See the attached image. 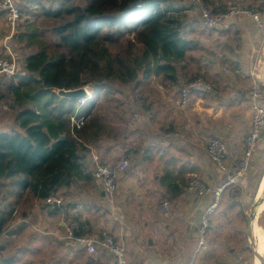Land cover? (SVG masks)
Masks as SVG:
<instances>
[{"label": "crops", "instance_id": "obj_1", "mask_svg": "<svg viewBox=\"0 0 264 264\" xmlns=\"http://www.w3.org/2000/svg\"><path fill=\"white\" fill-rule=\"evenodd\" d=\"M227 4L205 3L214 10ZM186 12L184 34L186 40L195 43L194 51L189 53L194 55L191 59L196 67L188 62L187 53L174 64L175 81L162 74L148 79L142 76L138 80L134 89L141 95L133 94L123 103L128 110L133 103L141 105L144 111L141 124H135L132 115L123 118L114 111V116L117 114L120 119L111 117L107 121L106 117L105 133L95 129L83 139L74 136L86 148L82 151L83 160L78 163L79 173L47 199L29 187H22L18 178L0 180L1 186L8 183L10 188L0 193V199L4 196L8 201L7 206L0 207V216L5 220L0 234V264H85L86 252L64 239L70 220L79 226L73 228L77 237L91 235L85 232L87 229L92 234L100 235L103 230L115 237L127 250V264H245L243 256L247 249L251 258L246 264H255L249 238L252 217L247 212L250 202L260 197V185L254 197L253 194L264 158V136L252 157L248 176L224 190L203 244L199 218L213 198L190 195L187 186L190 179L198 177L214 188L221 187L235 174L245 156L253 117L247 93L259 81L257 77L264 75V14L263 27L251 18L240 16L222 29L210 30L199 25L194 13ZM4 17L0 12V28ZM0 56L22 61L17 44L7 42L1 33ZM199 77L210 89L191 90L189 105L182 112L177 104L180 91ZM261 87L264 91L263 84ZM103 101L111 99L104 97ZM104 138L103 145L100 139ZM214 138L227 146L226 172L216 168L207 155L208 144ZM91 158L102 164L115 160L118 162L114 164H118L125 159L129 162L127 169L118 175L114 198L105 195L90 173ZM84 168L87 178L82 175ZM86 183L89 184L86 190L93 193V201L89 202L92 208L78 210L86 205L84 197L79 199L88 192L83 190ZM66 189L68 192H61L60 196V191ZM167 199L168 217L161 211V204ZM100 207L105 209L104 224L99 226L83 218V214L98 211ZM260 221L258 218L259 224ZM98 258L105 262L112 260L100 249Z\"/></svg>", "mask_w": 264, "mask_h": 264}, {"label": "trees", "instance_id": "obj_2", "mask_svg": "<svg viewBox=\"0 0 264 264\" xmlns=\"http://www.w3.org/2000/svg\"><path fill=\"white\" fill-rule=\"evenodd\" d=\"M42 10L54 22V48L35 24L26 23L16 40L37 52L19 60L18 73H23L16 75V84L0 85V100L11 101L15 127L0 132V180L21 178L22 187L47 199L79 173L86 148L74 136L105 131L99 101L91 99L79 108L77 99L57 92L92 85L97 94L108 95L115 83L135 87L139 74L144 79L162 74L173 82L174 64L195 43L185 39L187 9L170 0H62L55 9ZM82 117L84 125L71 129V119ZM263 176L264 158L253 197ZM4 223L0 216V233Z\"/></svg>", "mask_w": 264, "mask_h": 264}, {"label": "built area", "instance_id": "obj_3", "mask_svg": "<svg viewBox=\"0 0 264 264\" xmlns=\"http://www.w3.org/2000/svg\"><path fill=\"white\" fill-rule=\"evenodd\" d=\"M26 0H0V11L6 12V25L11 31V36L18 28L19 21L22 16L21 2ZM25 4V3H24ZM138 5V8H141ZM198 7L200 9V20L205 28L219 29L224 22L238 16L244 15L254 19L262 27L261 14L258 12H251L246 9L240 8L235 5L225 7L222 10H209L199 0H193L185 9H194ZM221 26V27H220ZM18 74V63L16 59H8L0 57V85L8 86L12 84ZM258 82L254 84L247 97L250 101V106L253 111V117L251 127L246 138V153L243 159L233 174L221 187L214 188L208 185L203 179L194 177L189 180L187 186V192L190 195L197 197L212 196L213 202L207 207L203 214L199 218V234L200 243L203 244L206 240L207 230L210 226V218L218 208L221 196L228 187L238 184L244 180L250 170H252V157L255 154L258 143L264 132V91L261 85L264 83L263 78H258ZM263 79V80H262ZM202 88L204 90L210 89V85L201 77L195 78L188 85L183 87L180 91L178 100V108L182 112L186 111L190 102V91L193 89ZM88 97V96H87ZM88 98L78 99L79 106H83ZM144 111L141 105L136 106L133 109L132 121L135 124H141L144 119ZM84 119H79L75 122L77 127L84 125ZM227 146L221 139H212L207 147V155L210 161L222 172H226L228 169L226 161ZM129 165V162L125 159L118 164H102L96 158L90 159V173L93 178L103 188L105 195L109 198H114L118 191V175L124 172ZM161 211L164 216L170 215V202L164 200L161 204ZM73 228L66 227L65 241L67 243H75L80 250L86 252L88 258L85 264H127L126 254L127 250L122 243L116 240L111 234L102 233L95 238H88L86 236H75ZM1 234V233H0ZM1 236V235H0ZM102 250L106 254L110 255L112 260L110 262L101 261L98 258V250Z\"/></svg>", "mask_w": 264, "mask_h": 264}, {"label": "rangeland", "instance_id": "obj_4", "mask_svg": "<svg viewBox=\"0 0 264 264\" xmlns=\"http://www.w3.org/2000/svg\"><path fill=\"white\" fill-rule=\"evenodd\" d=\"M76 3H82V0H74ZM172 2V4H174L175 6L177 7H181V8H184L185 6H188L192 3L193 0H170ZM200 3L204 4L206 3V1L209 3L211 1H214V2H219V4H222L223 5V2L224 3H229L226 5V7L228 6H231V5H235V6H238L240 8H243V9H246L248 11H251V12H258L261 14V20H262V15L264 14V0H199ZM31 2V3H30ZM62 0H26L24 2H21V12H22V16H21V19L19 21V25H18V28L15 30L14 34L11 36V31L9 30V28L7 27L6 25V21H5V17H4V22L1 23V28H0V33L2 34L3 38L6 39L7 42H14L15 44H17V47H18V51L19 53L21 54V59H22V62L24 61V57L28 56L29 54H31V52H37V50L33 47H30L29 45L27 44H19V41L16 40L17 36L19 35V33L25 31V25L26 23H33L37 26V28L39 29L38 32L43 35V37L45 38V42L52 48H54V39L52 38L51 36V29L52 27L54 26V22L51 20V19H48L46 17H44L41 13L43 12L42 9H55L56 8V5L61 3ZM25 3V5H24ZM27 5V6H26ZM241 5V6H240ZM44 6V7H43ZM206 7L204 8H209V10H211L213 12L214 8H211L209 5H205ZM225 8V7H224ZM223 8V9H224ZM219 10H222V9H219ZM187 11H189L188 13L194 15L195 17H193L194 19H196L197 22H199V25H202V22L200 20V9L198 7L194 8V9H188ZM194 13V14H193ZM240 16H244V15H238L226 22H224V24L228 23L229 21L237 18V17H240ZM244 17H248V16H244ZM248 18H251V17H248ZM253 21L254 19L251 18ZM224 24L222 25V27L224 26ZM221 27V26H220ZM219 28V29H222ZM262 27H263V23H262ZM207 29H210L211 28H207ZM13 39H15V41H13ZM264 46V45H263ZM262 48V46H261ZM260 48V49H261ZM191 51H194V49L190 50L189 52ZM263 53H264V47L262 49ZM188 52V53H189ZM196 54V53H194ZM188 55V62L191 64V66L193 67H196V62L194 60L191 59V56H194L192 55V53H189L187 54ZM260 57H262V54H261V51H260ZM0 57H3V56H0ZM6 58V57H4ZM17 60V63L19 64V58H15ZM194 62V63H193ZM19 67V65H18ZM23 68V67H21ZM23 73V69H20L19 70V74H22ZM139 79L142 78V74H139L138 75ZM15 84L17 83V78H15L14 80ZM264 82V81H263ZM86 90H87V93H88V97L86 98H91V99H96L97 101H99L103 108L101 109L102 111V116L104 118L103 120V124L106 126V122L107 121H110V118L111 117H117L118 119H120V116L116 114V116H114V111L118 112L123 118H126V117H129L133 114V109L136 108L137 104L136 103H133L132 105V109L129 108V110L124 106V103L123 101L126 103V100L128 99V97H133V94H136L135 96H138V95H141L140 91L139 90H136L134 89V85H121V84H118V83H115V84H112L111 85V90L108 95L105 93V91H99V93L97 94L96 91H94L93 89V86L92 85H87L84 87ZM138 92V93H137ZM58 93V92H57ZM97 96H95L96 94ZM104 97H107L109 100L111 99V101L109 102H106V101H103L104 100ZM113 99V100H112ZM10 100H0V132H11L14 127V114H13V111L10 109L9 107V104H10ZM123 103V104H122ZM78 105V103H77ZM79 106V105H78ZM124 106V108H123ZM131 110V111H130ZM123 114V115H122ZM106 117H107V121L106 120ZM74 121H76L75 119L73 121H71V125H73ZM120 121V120H119ZM75 127H76V124H75ZM80 128V127H79ZM105 133V131H104ZM102 140L101 144L104 145V141H105V138L104 139H100ZM112 140V139H111ZM118 161H111V162H108V163H116ZM261 170V169H260ZM89 171V170H88ZM82 175L84 178H87L88 177V172H87V169H83L82 170ZM21 181V178H18V182ZM89 186V184H83V190L84 192L86 193H82L79 197V199H81L82 197H84V200L86 201V205L83 206V208H79L77 207L78 210H82V209H90L92 208V206L89 204V202L93 201V197H92V191L90 189L86 190L87 187ZM10 188H9V184L7 183L5 186H1L0 185V193L3 194L4 192L6 191H9ZM81 190V191H83ZM61 192H68V190L66 189V191H60V196L63 195V193ZM262 197L264 196V190H263V193H261ZM98 196V195H96ZM261 197V198H262ZM76 199V202H77V199L78 197L75 198ZM84 201V202H85ZM256 201V199H255ZM255 201L253 202H250V204L248 205L249 209H248V214L249 216L252 214V212L254 211V203ZM94 203L96 204L97 202H95L94 200ZM8 204V201L4 199V196L0 199V207H4V206H7ZM99 206H101L100 203H98ZM82 206V204H81ZM25 207V205H24ZM104 207H100V209L98 211H93L90 210V213H88V215L85 213L83 214V218L85 220H90L89 222H92V223H95L97 225L100 226V224H104L105 221H106V216H105V213H104ZM86 212V211H84ZM101 213H103L104 215H101ZM84 216H87L86 218ZM260 218V222L262 225H264V210L260 213L259 217ZM69 220V219H67ZM66 227H70V228H76V227H79L78 224H75L74 220H70ZM86 230V229H85ZM102 231V232H101ZM99 233H103L104 231L101 230ZM85 232L87 233H90L91 235H88L86 237L88 238H93L95 235V237H98L97 234H92V232H90V230H86ZM106 233V232H104ZM86 235V234H85ZM251 258V251L250 249H247L246 252L244 250V256H243V259H244V262L246 264V262L248 263V260Z\"/></svg>", "mask_w": 264, "mask_h": 264}, {"label": "bare ground", "instance_id": "obj_5", "mask_svg": "<svg viewBox=\"0 0 264 264\" xmlns=\"http://www.w3.org/2000/svg\"><path fill=\"white\" fill-rule=\"evenodd\" d=\"M263 190H264V176L259 188L260 197H262L261 193H263ZM263 210H264V203L256 208L255 214L252 216L250 222L252 226V239L250 238V246L252 249H256L257 252L262 257L264 256V226L259 224L258 217ZM255 264H260V261L255 259Z\"/></svg>", "mask_w": 264, "mask_h": 264}, {"label": "water", "instance_id": "obj_6", "mask_svg": "<svg viewBox=\"0 0 264 264\" xmlns=\"http://www.w3.org/2000/svg\"><path fill=\"white\" fill-rule=\"evenodd\" d=\"M153 0H147V2H151ZM264 86V83H263ZM61 98H65V99H82V98H86L88 96L87 90L85 88H81V89H77V90H72V91H66V90H61L58 91L57 93ZM264 136V132L262 134V137ZM60 140H65V136H61ZM264 203V196L261 198H257V200L254 203V211L251 214V217L255 214V210L259 205H262ZM249 238L252 239V226L251 224L249 225ZM255 257L257 260L260 261V264H264V257H262L256 249H252Z\"/></svg>", "mask_w": 264, "mask_h": 264}]
</instances>
